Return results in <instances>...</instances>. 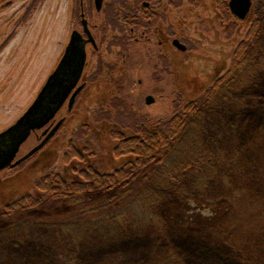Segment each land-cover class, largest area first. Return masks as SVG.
I'll use <instances>...</instances> for the list:
<instances>
[{
    "label": "rangeland",
    "instance_id": "rangeland-1",
    "mask_svg": "<svg viewBox=\"0 0 264 264\" xmlns=\"http://www.w3.org/2000/svg\"><path fill=\"white\" fill-rule=\"evenodd\" d=\"M209 2L206 0L207 4ZM251 3V12L245 19L234 17L229 6L221 10V24L215 26L217 37L208 21L185 28L191 39L186 41L189 54L184 62L175 60L174 68L178 73L186 74L181 76L183 83L180 81L179 86L175 85L174 88L170 85L169 76H163V82L155 83L148 69L150 66L139 68L147 51L142 50L141 56L136 57L140 55L139 49L132 42L127 54L126 69L129 73L121 97L127 107L120 110L116 119L124 126H136L140 120H148L155 125L175 113L182 105L192 104V100L199 98L227 70L231 52L254 22L260 32L255 35L256 42L250 47L257 54L256 57L259 54L264 59V0H251ZM91 4L93 11L92 0ZM75 9L76 16L73 14ZM79 14V0H0V131L14 123L31 104L54 69L61 50L68 42L71 28L79 23ZM205 15L206 19L217 18L210 6L205 10ZM232 20V28L229 25L225 31V26ZM260 45L262 49H259ZM254 77L256 82L250 81L240 89V93L248 96L247 105L233 107L226 113L222 111L223 115L217 118L208 114L210 123H207L200 135L213 147L234 144L243 152V171L231 173L229 179L215 180L213 183L216 191L225 185L222 188L224 192L232 194L230 210L207 221L209 202L199 199L204 206L193 202L188 203V206L184 204L185 210L183 206H178L195 219L194 222L184 224L177 212L179 195L171 193L168 194L169 201L176 202V207L172 204L162 209V214H173L175 219H170L167 226L158 229L157 225L149 221L144 227L126 224L120 227V234L123 232L121 236L102 238L94 233L90 235L92 237L85 236L79 242L66 246L59 244L56 249L66 254L72 252L73 255H70L74 256L75 264H165L163 258L167 253L177 256L169 264H264V60L263 66L259 64ZM174 80H178V75L174 76ZM254 94L258 98L255 114L250 102V95ZM148 95L153 97L150 103L145 102ZM210 113L214 114L212 111ZM231 125L235 126L232 130ZM40 135L41 128L32 131L20 145L15 158L23 156L41 142ZM252 139L255 141H250ZM112 146L110 138L108 147L104 143L102 150L87 156L88 162L107 173L124 165L127 157L116 158L110 151ZM38 164L31 172L34 178L32 181L49 172L58 173L67 182L84 180L75 168L59 160ZM23 167L19 164L0 170V212L7 204L20 198L26 186L31 184L23 178ZM136 180L137 177L133 182ZM27 189L25 192L37 200L45 201L53 193L33 186ZM73 199L66 201L76 203L77 207L81 206L84 210L88 208L83 207L85 198ZM57 204L61 205L60 202ZM75 210L61 214L62 218L74 223L77 217ZM92 215L95 214L91 212ZM54 229L56 227L42 224L27 227L23 229L25 239L10 248L4 247L2 243L13 234V230L6 234L8 236L0 233V261L7 255L10 257L9 264H34L32 260L35 256L44 253L50 259L46 264H58L52 257V245L39 246L36 236H51ZM160 231L163 232L159 234Z\"/></svg>",
    "mask_w": 264,
    "mask_h": 264
},
{
    "label": "trees",
    "instance_id": "trees-1",
    "mask_svg": "<svg viewBox=\"0 0 264 264\" xmlns=\"http://www.w3.org/2000/svg\"><path fill=\"white\" fill-rule=\"evenodd\" d=\"M220 3L222 10L226 9L227 0H220ZM259 32L254 22L234 50L231 62L220 80L215 81L199 98L192 100V104L182 105L155 125L148 120H140L136 126H122L124 132L111 130L115 139L113 155L117 158L127 157L125 164L111 173L88 169L79 172L84 182H67L58 173L49 172L32 181L31 172L35 167L23 170V178L31 184L26 186L20 198L7 204L0 212V233L6 235L13 230V234L2 245L10 248L22 242L25 239L23 229L27 227L36 224L56 227L51 236L36 235L38 245L51 244L54 248L52 257L58 264H75L72 252H69L72 255L66 254L56 249V246L79 242L81 238L94 233L102 238L121 236L123 232L120 234V227L126 224L144 227L149 221L157 225L158 229L167 226L170 219L172 221L175 218L173 214H162V209L176 205V202L169 201L168 194L179 195L177 212L184 224L195 221L193 215L184 212V204L188 206V203L193 202L204 206L199 199L209 202L207 221L230 210L232 194L224 192L222 188L225 185L216 191L213 183L215 180L229 179L231 173L243 171V152L234 144L213 147L200 135L207 126L208 114L218 117L223 115L222 111L226 113L233 107L247 105L248 96L240 93V89L250 81L256 82L254 76L257 68L259 64L263 66L262 55L256 57L257 54L250 47L256 42L255 35H259ZM250 102L255 114L258 105L255 94L250 95ZM234 127L231 125L230 130ZM250 141L254 142L255 139ZM135 177L137 180L133 182ZM31 186L52 191L50 200H37L26 193ZM84 198L83 207H88L85 210L81 206L77 207L76 203L66 201ZM58 202L61 205H56ZM178 206H183L184 210L181 211ZM73 209L77 212L74 223L62 218L61 214L71 213ZM91 212L95 215L91 216ZM46 255L40 253L32 262L46 264L50 260ZM172 255L167 253L163 262L173 263L177 256ZM2 261L9 264L10 257L6 255Z\"/></svg>",
    "mask_w": 264,
    "mask_h": 264
},
{
    "label": "flooded vegetation",
    "instance_id": "flooded-vegetation-1",
    "mask_svg": "<svg viewBox=\"0 0 264 264\" xmlns=\"http://www.w3.org/2000/svg\"><path fill=\"white\" fill-rule=\"evenodd\" d=\"M92 1L93 11L91 0H79L80 20L69 33L70 39L73 32H77L76 44L84 48L80 76L54 117L41 127L40 139L53 127L56 129L42 148L14 166L22 164L25 170L55 159L72 166L78 174L88 169L107 173L95 168L87 156L102 150L104 143L108 147L110 138L115 140L111 130L124 132V125L115 116L127 107L121 97L129 73L126 65L130 44L135 43L139 49L140 55L136 57L141 56L142 50L147 51L139 68L150 66L148 69L155 83L163 82V76H169L170 85L174 88L180 81L183 83L181 76L186 74H180L174 68L175 60L184 62L189 54L186 41L191 39L185 28L208 21L217 37L215 26L222 21L220 0H210L209 4L206 0H102L99 8L95 0ZM209 6L217 18L206 19L205 10ZM76 10L73 11L74 16ZM73 23L76 22L73 20ZM232 24L233 20L229 21L224 30L227 31L229 25L232 28ZM68 42L61 50L54 69L61 63ZM233 54L234 51L230 56ZM177 75L175 82L174 76ZM75 90L77 92L69 104L70 95ZM110 151L113 154L112 148Z\"/></svg>",
    "mask_w": 264,
    "mask_h": 264
},
{
    "label": "water",
    "instance_id": "water-1",
    "mask_svg": "<svg viewBox=\"0 0 264 264\" xmlns=\"http://www.w3.org/2000/svg\"><path fill=\"white\" fill-rule=\"evenodd\" d=\"M101 1L95 0L97 8L100 7ZM251 4V0L228 1L230 11L239 19H245L248 16ZM83 24L85 26V22ZM75 33L77 32L74 31L69 39L61 63L47 76L31 104L14 123L0 131V170L9 165H16L32 155L43 146L56 129V126L53 127L41 142L13 161L20 145L27 139L31 131L43 127L53 118L77 83L83 67L85 53L82 45L76 44ZM76 92L75 90L71 93L69 104L72 103ZM152 101L153 97L151 95L146 96V103Z\"/></svg>",
    "mask_w": 264,
    "mask_h": 264
}]
</instances>
